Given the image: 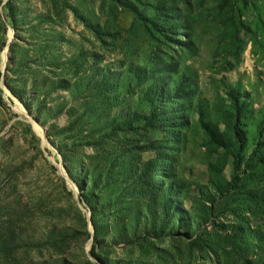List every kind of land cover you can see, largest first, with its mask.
<instances>
[{"label":"rangeland","instance_id":"1","mask_svg":"<svg viewBox=\"0 0 264 264\" xmlns=\"http://www.w3.org/2000/svg\"><path fill=\"white\" fill-rule=\"evenodd\" d=\"M0 97V264H264V0H0Z\"/></svg>","mask_w":264,"mask_h":264},{"label":"trees","instance_id":"2","mask_svg":"<svg viewBox=\"0 0 264 264\" xmlns=\"http://www.w3.org/2000/svg\"><path fill=\"white\" fill-rule=\"evenodd\" d=\"M0 103L3 104V101H2V99H1V97H0ZM238 118H240V115L238 116ZM236 133L238 134V136L241 137V132H240L239 130H236ZM240 137L238 138V139H239L238 142H240V148L242 149V148H243V143H242V140H241Z\"/></svg>","mask_w":264,"mask_h":264}]
</instances>
